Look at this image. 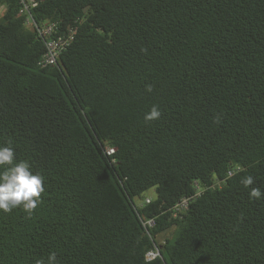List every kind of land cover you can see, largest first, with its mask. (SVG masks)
Wrapping results in <instances>:
<instances>
[{
    "label": "trees",
    "instance_id": "trees-1",
    "mask_svg": "<svg viewBox=\"0 0 264 264\" xmlns=\"http://www.w3.org/2000/svg\"><path fill=\"white\" fill-rule=\"evenodd\" d=\"M37 2L76 33L43 66L0 0V145L45 181L31 215L0 211V264H264V0Z\"/></svg>",
    "mask_w": 264,
    "mask_h": 264
},
{
    "label": "clouds",
    "instance_id": "clouds-1",
    "mask_svg": "<svg viewBox=\"0 0 264 264\" xmlns=\"http://www.w3.org/2000/svg\"><path fill=\"white\" fill-rule=\"evenodd\" d=\"M149 91L151 87L149 86ZM161 116L157 106H153L146 120L158 119ZM44 177L32 171L27 160H18L16 150L10 143L0 145V211L11 212L13 209L22 208L29 215L37 208L41 195L45 191ZM252 176L242 180L245 188L253 185ZM264 197V191L260 188H251L250 199ZM54 259V255L50 257Z\"/></svg>",
    "mask_w": 264,
    "mask_h": 264
},
{
    "label": "built area",
    "instance_id": "built-area-1",
    "mask_svg": "<svg viewBox=\"0 0 264 264\" xmlns=\"http://www.w3.org/2000/svg\"><path fill=\"white\" fill-rule=\"evenodd\" d=\"M19 3L22 13L26 15V23L35 30L38 36L45 42L46 50L40 63L43 66L55 65L61 53L74 41L76 29L74 27H69L67 30L61 31L58 27V23L55 21L37 22L32 13V8L38 4L37 0H19ZM107 151L108 153H114L115 148L108 146ZM232 173V170L229 171V174ZM195 185L196 191L194 194L182 197L173 206L172 209L175 216H181V214L188 209L190 202L202 193L203 188H201L199 183L196 182ZM150 201V197L145 198V203H149ZM142 223L147 233L151 236L149 227L155 225V218L143 220ZM159 256H161L160 246L155 244L153 249L147 251L145 258L150 261Z\"/></svg>",
    "mask_w": 264,
    "mask_h": 264
},
{
    "label": "rangeland",
    "instance_id": "rangeland-1",
    "mask_svg": "<svg viewBox=\"0 0 264 264\" xmlns=\"http://www.w3.org/2000/svg\"><path fill=\"white\" fill-rule=\"evenodd\" d=\"M4 9H5L4 6L0 7V15L3 13ZM145 196H148V197H150L151 199L155 198V197H156V190H155V188H152V189L146 191V192H145ZM140 200H141V199H140L139 197H136V198H135V202H136V203H139ZM160 236H162V235H160Z\"/></svg>",
    "mask_w": 264,
    "mask_h": 264
}]
</instances>
